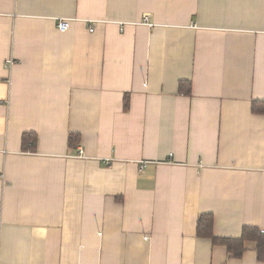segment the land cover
I'll return each instance as SVG.
<instances>
[{"label":"crops","instance_id":"crops-1","mask_svg":"<svg viewBox=\"0 0 264 264\" xmlns=\"http://www.w3.org/2000/svg\"><path fill=\"white\" fill-rule=\"evenodd\" d=\"M254 103L264 0H0V264H264Z\"/></svg>","mask_w":264,"mask_h":264},{"label":"trees","instance_id":"trees-1","mask_svg":"<svg viewBox=\"0 0 264 264\" xmlns=\"http://www.w3.org/2000/svg\"><path fill=\"white\" fill-rule=\"evenodd\" d=\"M179 91L184 94L191 93V84L188 82H180ZM259 103H254L253 113L264 114V103L262 104V109H258ZM70 145L73 146L74 143L79 144L80 138L78 135H72L69 139ZM37 141L36 137L33 135H28L24 138L23 146L25 149L33 150L36 147ZM214 225L215 219L212 215H202L198 219L197 224V235L198 237L210 238L216 245H223L227 247L228 252L234 258H241L245 252L246 242H255L257 244L256 251L260 262H264V231L255 227H245L242 232V237L240 239H221L214 236Z\"/></svg>","mask_w":264,"mask_h":264},{"label":"built area","instance_id":"built-area-1","mask_svg":"<svg viewBox=\"0 0 264 264\" xmlns=\"http://www.w3.org/2000/svg\"><path fill=\"white\" fill-rule=\"evenodd\" d=\"M70 25H71V20H63V21H61L59 24H58V29H59V31H61V32H65V31H67L68 29H69V27H70ZM90 31H94V29H91Z\"/></svg>","mask_w":264,"mask_h":264}]
</instances>
